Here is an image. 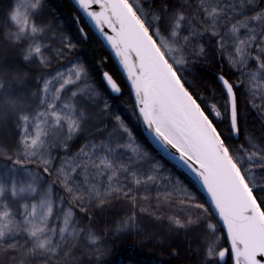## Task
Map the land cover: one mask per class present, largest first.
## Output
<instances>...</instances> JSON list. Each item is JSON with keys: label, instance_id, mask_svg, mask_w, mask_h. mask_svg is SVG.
Wrapping results in <instances>:
<instances>
[{"label": "snow or ice", "instance_id": "1", "mask_svg": "<svg viewBox=\"0 0 264 264\" xmlns=\"http://www.w3.org/2000/svg\"><path fill=\"white\" fill-rule=\"evenodd\" d=\"M71 3L0 0V264H264V0Z\"/></svg>", "mask_w": 264, "mask_h": 264}, {"label": "trees", "instance_id": "2", "mask_svg": "<svg viewBox=\"0 0 264 264\" xmlns=\"http://www.w3.org/2000/svg\"><path fill=\"white\" fill-rule=\"evenodd\" d=\"M52 3L59 6L65 19L69 23H72L74 8L70 0H52ZM81 26L86 27L89 35L88 39L84 41L76 51L86 57L89 62H94L97 56L105 54V48L85 20ZM73 27H75V25H73ZM108 67L113 68L111 61H109ZM117 79L120 80L124 91V94L119 97L117 103L127 114H129L128 116L136 121V117L132 112L131 99L129 97L127 86L124 84L122 77L118 75ZM140 132L141 130L139 127L138 133ZM111 244V251L107 255L104 264H188L183 255L176 259L170 257L168 255L170 249L166 246H154L153 244L150 245V243H137L133 237H125L120 241L112 240Z\"/></svg>", "mask_w": 264, "mask_h": 264}, {"label": "rangeland", "instance_id": "3", "mask_svg": "<svg viewBox=\"0 0 264 264\" xmlns=\"http://www.w3.org/2000/svg\"><path fill=\"white\" fill-rule=\"evenodd\" d=\"M123 111H124V109H122ZM124 113H125V116L127 117V119H128V122L130 123V124H132L136 129H137V132H138V125L136 124V121L134 120V119H132L130 116H128L129 114H127L125 111H124ZM125 237H133V236H124V237H122L121 239H118V240H115V241H120V240H122V239H124ZM133 239H135V241H137V243H140V240L138 239V238H135V237H133ZM150 245H152L151 243H150Z\"/></svg>", "mask_w": 264, "mask_h": 264}, {"label": "water", "instance_id": "4", "mask_svg": "<svg viewBox=\"0 0 264 264\" xmlns=\"http://www.w3.org/2000/svg\"><path fill=\"white\" fill-rule=\"evenodd\" d=\"M70 2H71V0H70ZM85 22L87 23V25L90 27V29L92 30V32L95 34V32H94V29H92L91 28V25H89L88 24V22H87V20L85 19ZM96 35V34H95ZM97 37H98V35H96ZM98 39L100 40V38L98 37ZM100 42L102 43V45H103V42L100 40ZM140 127V126H139ZM140 130H141V132L143 131V129L140 127ZM171 163H174V162H171ZM182 171V170H181ZM185 175H187L186 173H185Z\"/></svg>", "mask_w": 264, "mask_h": 264}]
</instances>
